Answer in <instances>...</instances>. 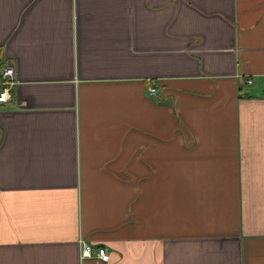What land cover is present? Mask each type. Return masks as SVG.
Listing matches in <instances>:
<instances>
[{
    "label": "crops",
    "instance_id": "crops-1",
    "mask_svg": "<svg viewBox=\"0 0 264 264\" xmlns=\"http://www.w3.org/2000/svg\"><path fill=\"white\" fill-rule=\"evenodd\" d=\"M0 63V264H264V0H0Z\"/></svg>",
    "mask_w": 264,
    "mask_h": 264
},
{
    "label": "built area",
    "instance_id": "built-area-1",
    "mask_svg": "<svg viewBox=\"0 0 264 264\" xmlns=\"http://www.w3.org/2000/svg\"><path fill=\"white\" fill-rule=\"evenodd\" d=\"M249 84L253 83L252 79L247 81ZM15 85V69L12 65H5L0 70V104L7 103L12 98V90ZM157 89L150 88V94L155 95ZM82 258H98L104 262H109L111 255L107 247L93 248L91 244L83 242L82 244Z\"/></svg>",
    "mask_w": 264,
    "mask_h": 264
},
{
    "label": "trees",
    "instance_id": "trees-1",
    "mask_svg": "<svg viewBox=\"0 0 264 264\" xmlns=\"http://www.w3.org/2000/svg\"><path fill=\"white\" fill-rule=\"evenodd\" d=\"M3 67V64L2 63H0V70H1V68Z\"/></svg>",
    "mask_w": 264,
    "mask_h": 264
}]
</instances>
